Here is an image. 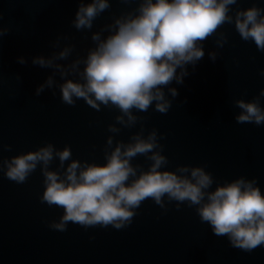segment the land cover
Listing matches in <instances>:
<instances>
[{
    "label": "water",
    "instance_id": "water-1",
    "mask_svg": "<svg viewBox=\"0 0 264 264\" xmlns=\"http://www.w3.org/2000/svg\"><path fill=\"white\" fill-rule=\"evenodd\" d=\"M135 6L114 0L92 31ZM250 6L248 0L238 5ZM257 6L264 8V0ZM77 8L75 0H0V22L10 29L0 45V141L12 147L3 151L5 158L50 142L57 148L69 145L74 158L104 162L107 125L115 111L96 112L83 101L75 107L65 105L58 90L55 96L49 91L40 97L34 94L51 70L33 66L32 56L51 54L50 43L62 34L71 37L81 55L93 46L91 32H79L71 25ZM221 31L228 34V43L216 49L215 38H210L204 44V58L194 70L188 65L190 75L184 84L171 85L179 95L169 112L149 109L138 115L148 117L147 130L155 128L163 135L160 143L169 169L178 164L204 166L219 183L240 176L256 178L264 192V125L238 124L234 116L239 109L233 103L252 100L264 89L260 74L264 52L253 42L242 41L232 25ZM210 50L219 53L215 62L207 55ZM19 56L26 57L28 64H19ZM138 130V126L125 129L117 139L127 141ZM133 163L147 168L150 162L138 157ZM43 190L39 169L25 184L0 175V264H264V247L251 253L235 249L227 237L215 236L200 222L194 207L185 204L177 210L174 202L164 212L151 200L145 201L123 230L69 224L66 232L53 231L45 221L58 218L63 210L42 204Z\"/></svg>",
    "mask_w": 264,
    "mask_h": 264
},
{
    "label": "clouds",
    "instance_id": "clouds-1",
    "mask_svg": "<svg viewBox=\"0 0 264 264\" xmlns=\"http://www.w3.org/2000/svg\"><path fill=\"white\" fill-rule=\"evenodd\" d=\"M75 2L78 8L71 25L79 32H91L93 46L81 55L71 37L62 34L50 43L51 54L32 56L33 66L51 70L34 94L40 97L49 91L55 96L58 90L65 105L75 107L83 101L96 112L115 111L107 125L104 162L74 158L69 145L57 148L50 142L5 158L3 151L12 147L0 141V175L25 184L39 169L44 186L40 202L63 210L58 218L45 221L56 232H66L69 224L123 230L151 200L164 212L173 202L177 210L185 204L194 207L200 222L215 236L227 237L235 249L251 253L264 247V192L257 179L240 176L219 183L204 166L178 164L169 169L160 143L163 135L155 128L147 130L148 117L138 115L149 109L169 112L179 95L171 85L184 84L190 75L188 65L194 70L204 58V44L210 38H215L216 49L228 43V34L221 31L225 25H232L242 41H251L264 52V8L257 6L259 0H248L252 6L247 8L238 7L245 0H118L136 6L113 16L98 31H92L94 22L114 0ZM9 31L0 22V45ZM207 55L215 62L219 53L210 50ZM17 62L26 65L28 59L19 56ZM260 74L264 76V70ZM16 80L21 81L19 74ZM262 97L264 89L252 100L236 99L235 121L264 125ZM186 102L185 98L182 103ZM137 126L127 141L117 139L123 130ZM138 157L150 162L147 168L133 163Z\"/></svg>",
    "mask_w": 264,
    "mask_h": 264
}]
</instances>
